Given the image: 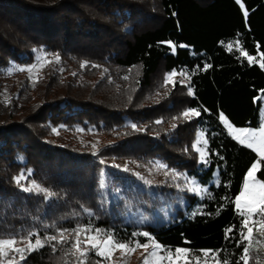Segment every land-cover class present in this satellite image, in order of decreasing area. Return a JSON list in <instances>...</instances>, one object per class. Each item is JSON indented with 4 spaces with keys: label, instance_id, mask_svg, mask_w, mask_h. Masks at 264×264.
<instances>
[{
    "label": "trees",
    "instance_id": "trees-1",
    "mask_svg": "<svg viewBox=\"0 0 264 264\" xmlns=\"http://www.w3.org/2000/svg\"><path fill=\"white\" fill-rule=\"evenodd\" d=\"M165 41L184 47L173 54ZM33 64L32 73L6 71ZM262 64L264 0H0V238L35 232L43 239L90 223L129 244L151 243L133 235L148 232L173 250L222 249L221 257L235 264L241 218L229 201L257 154L234 140L218 116L257 127ZM130 69L139 72L134 90L124 78ZM173 69L187 70L186 83L164 86ZM189 109L200 116L184 119ZM98 134L113 142L84 146L75 139ZM198 136V147L207 140V164L192 148ZM132 161L163 163L162 172L195 177L209 193L180 191L175 184L182 178L145 184ZM29 169L22 183L34 180L54 196L45 200L17 186L13 178ZM261 169L257 178L264 181V162ZM65 235L68 243L56 251L46 245L19 264H77L74 237ZM100 259L90 252L87 264Z\"/></svg>",
    "mask_w": 264,
    "mask_h": 264
},
{
    "label": "snow or ice",
    "instance_id": "snow-or-ice-1",
    "mask_svg": "<svg viewBox=\"0 0 264 264\" xmlns=\"http://www.w3.org/2000/svg\"><path fill=\"white\" fill-rule=\"evenodd\" d=\"M247 11L244 12L245 20L247 19ZM161 43H166L168 47L175 54L177 47H184V45H175L171 41H165ZM239 44V41H236ZM231 49L232 45H227ZM259 50V46H257ZM42 51V50H40ZM247 55L246 53H244ZM238 59L240 57H237ZM40 57H38V60ZM54 61L59 63L60 57L58 54H54ZM249 64L253 62L251 56L248 57ZM52 63V61H48ZM88 66V62H83L81 67L84 68ZM92 67H100L99 65H91ZM37 67L36 64L23 68L17 65H13L6 71L11 74L13 71H28L32 73ZM210 65H205L203 69L197 66L193 69V74L196 71L207 70ZM264 67V64L261 65ZM63 71V69H61ZM107 71V70H105ZM131 69L129 70V72ZM75 75V73H73ZM177 75V70L173 69L171 72L165 74L164 86L169 83L175 87L176 81L173 77ZM179 75L181 77L188 76L186 69H180ZM30 79L32 77H29ZM127 79V77H124ZM179 83L183 84L184 81L181 80ZM189 94L192 93L191 88L188 89ZM254 99L264 100V96H260ZM206 111V110H204ZM201 110L189 109L182 113V117L186 120H190L193 117H199ZM218 119L225 125L226 130L234 140H236L240 145L251 149L257 154V159L247 170L245 178L242 183V188L239 193L235 196L233 200L229 202L234 204L236 214L241 218L240 225L238 227L239 238L236 240V246L241 247L242 251L239 258L235 261V264H260L261 262V252L259 247H253L254 244L260 245L264 244V181L257 178V172L262 171L261 164L264 162V119L260 120L257 127L253 128L251 126L247 127H235L225 115L221 112ZM156 123H161V121H156ZM173 127H176L173 124ZM131 128L133 130H139L137 125L132 124ZM77 131H83L82 129H77ZM91 131V129L89 130ZM53 132H57V129H53ZM200 144V138L197 137L196 142L192 145V148L199 154V162L202 164L209 163L207 159V140L203 141V147H198ZM158 170L167 169V165L163 163L156 162L154 165ZM125 171L128 169L125 168ZM31 175V170L19 173L13 178L14 182L25 192H35L36 194L42 195L45 200L54 196L55 193L51 192L48 188L43 187L36 181H31L25 186L22 181L28 180ZM137 175H139L137 173ZM164 175L168 177L171 175V179L175 181L183 179V186L179 183L175 186L180 191H187L194 195H204L209 193V189L202 186L197 182L195 177H189L185 173H177L175 170L165 171ZM143 179V177H141ZM145 184H151L149 180L144 181ZM217 185L220 181L215 180ZM100 188L103 190L107 187V183L104 178L99 182ZM228 199V197H224ZM87 211V209H85ZM198 212H193L192 215H199ZM91 215V213H89ZM236 226H232L225 229V239H231V233ZM254 230L256 235H254ZM66 232L74 237L70 245V253L77 257V264H87V256L90 252H94L96 255L103 257L104 259H110L111 253L116 250H121L124 255L135 252L137 248H143L147 255L144 257L142 264H208L209 260H212L214 264H231V262L221 257V250H200L199 254L194 253L191 249L177 247L174 250L171 248H165L164 246L156 243L154 239L150 236L148 232L134 233L133 235H142L151 241V251L149 250V243H139L138 241L134 244H129L127 242H121L115 239L114 235L110 232L104 231L102 229L93 228L89 223L84 226H77L75 229L67 230L63 229L55 235H46L43 239L35 232H29L26 236L17 238L15 235H10L7 238H0V264H19L20 261H24L27 255L31 252L37 251L46 245H51L52 250L56 251L57 245L68 243V238L65 235ZM35 236L33 242L32 237ZM18 244H23V247H18ZM83 246V247H81ZM17 257L19 259H17ZM7 258V259H5Z\"/></svg>",
    "mask_w": 264,
    "mask_h": 264
},
{
    "label": "rangeland",
    "instance_id": "rangeland-1",
    "mask_svg": "<svg viewBox=\"0 0 264 264\" xmlns=\"http://www.w3.org/2000/svg\"><path fill=\"white\" fill-rule=\"evenodd\" d=\"M132 73H130V75L127 77V88L129 87L128 84H131L132 86L130 87L131 89L135 88L136 86V81L139 75L138 70L135 71H131ZM174 81H181L183 80L186 83V80L184 77H181L179 74H177L175 77H173ZM134 90V89H133ZM132 90V91H133ZM263 102V109H262V119H264V100H262ZM75 139H77L79 141L80 144L87 146L88 144L91 145H98L103 146L106 143H110L113 142L111 139H108L107 136L105 135H77V137H75ZM129 166H131L132 168H136V170H139L144 177L151 181L152 183H164L166 180H170L171 179V175H169L168 177H166L164 175V172H162L161 170H158L157 168L154 167H150L149 165L146 164H140L138 162L132 161L129 163ZM257 175V174H256ZM181 186H183V182L180 184ZM254 235H256L255 230H254ZM149 250L151 251V243ZM255 246L259 247L261 251H264V244H260V245H256ZM253 245V246H254ZM147 255V253L145 252V250L143 248H137L135 252L129 253L127 255H124L122 253L121 250H116L114 252L111 253V258L110 259H104L103 257H100V261H98V264H142L144 257ZM263 264V263H262Z\"/></svg>",
    "mask_w": 264,
    "mask_h": 264
}]
</instances>
